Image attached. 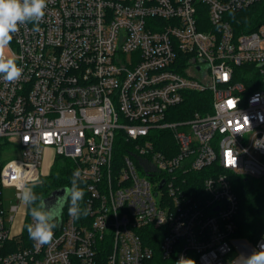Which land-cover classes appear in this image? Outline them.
I'll list each match as a JSON object with an SVG mask.
<instances>
[{"label": "built area", "instance_id": "built-area-1", "mask_svg": "<svg viewBox=\"0 0 264 264\" xmlns=\"http://www.w3.org/2000/svg\"><path fill=\"white\" fill-rule=\"evenodd\" d=\"M262 3L47 0L38 32L20 26L5 51L23 76L0 79V264H99L106 240L108 264H243L258 250L264 233L234 237L233 177L264 180V21L239 32L234 14ZM200 93L209 104L185 110ZM46 156L81 171L90 214L74 220L66 188L51 193L57 227L37 246L2 190L19 199Z\"/></svg>", "mask_w": 264, "mask_h": 264}, {"label": "clouds", "instance_id": "clouds-1", "mask_svg": "<svg viewBox=\"0 0 264 264\" xmlns=\"http://www.w3.org/2000/svg\"><path fill=\"white\" fill-rule=\"evenodd\" d=\"M46 6L47 0H0V79L3 81L16 83L22 78L23 68L18 66L15 57L5 55V49L9 47L13 34L19 31L20 26L31 23L34 31L40 30ZM80 181L81 171L77 169L63 196L68 203V215L74 220L90 214V208L83 206L85 190L80 186ZM34 187L35 181L21 184L19 199L32 218V223L26 225L29 238L37 246H43L53 241L57 213L54 207L34 191ZM243 264H264V243L258 246V250L244 257Z\"/></svg>", "mask_w": 264, "mask_h": 264}, {"label": "trees", "instance_id": "trees-1", "mask_svg": "<svg viewBox=\"0 0 264 264\" xmlns=\"http://www.w3.org/2000/svg\"><path fill=\"white\" fill-rule=\"evenodd\" d=\"M234 16L246 23L242 28L237 26L239 32L242 31L240 29L245 28L250 31L264 21V4L254 5L251 8L234 14ZM209 98L208 93L191 94V98L186 102L187 104L184 109H187L190 113L198 111L201 112L202 106L205 103L209 104ZM186 117L187 116H181L178 120H185L187 119ZM162 148V146H159V150ZM52 165L53 168L47 176L39 179L40 181L35 184L34 191L43 199L49 192L53 193L64 188H68L71 185L73 168L70 163L62 158H56ZM202 173H200L201 176H203ZM80 186L84 188V183L82 181H80ZM233 187L238 196V200L240 201V208L236 219L237 231L234 234V237L239 240L256 244L264 233V183H256L255 180L234 176ZM86 196L87 193H85L84 196V204ZM65 208L66 210L68 209V203ZM29 217L30 214L27 209V217L25 220L26 234V225L28 224ZM152 245L158 249L156 259L160 261L161 254L159 253V242H155ZM111 247L112 245L110 240L100 242L98 257L99 264H108L107 259L109 258V253L112 250Z\"/></svg>", "mask_w": 264, "mask_h": 264}, {"label": "rangeland", "instance_id": "rangeland-1", "mask_svg": "<svg viewBox=\"0 0 264 264\" xmlns=\"http://www.w3.org/2000/svg\"><path fill=\"white\" fill-rule=\"evenodd\" d=\"M5 55H8L7 52L5 51ZM171 142V141H170ZM53 163L51 162V157L46 156V159L44 160L43 164H42V173L40 175V179L43 177H46L47 174L51 171V169L53 168ZM256 183H264V180L260 179V180H255ZM35 188V187H34ZM51 195V192L48 193V195H46V197L44 198V200H47L48 197ZM2 199H3V210H5L6 212V218L8 219L11 216V212L10 209L12 206H18L20 210V213L17 215L15 223L16 224V228L20 229L24 226L23 224H25L23 222L24 220V211L26 212V207L21 203V201L18 199V195H17V190L14 187H10L7 186L2 190ZM27 214V213H26ZM23 238H17L16 242L20 243L22 241ZM248 243V245H250L251 247L254 246L253 243L251 242H246ZM237 255L236 251L233 252L230 256V258L235 259V256Z\"/></svg>", "mask_w": 264, "mask_h": 264}, {"label": "snow or ice", "instance_id": "snow-or-ice-1", "mask_svg": "<svg viewBox=\"0 0 264 264\" xmlns=\"http://www.w3.org/2000/svg\"><path fill=\"white\" fill-rule=\"evenodd\" d=\"M232 102L231 101H229V104H231Z\"/></svg>", "mask_w": 264, "mask_h": 264}, {"label": "water", "instance_id": "water-1", "mask_svg": "<svg viewBox=\"0 0 264 264\" xmlns=\"http://www.w3.org/2000/svg\"><path fill=\"white\" fill-rule=\"evenodd\" d=\"M57 191H55L54 193H56Z\"/></svg>", "mask_w": 264, "mask_h": 264}]
</instances>
